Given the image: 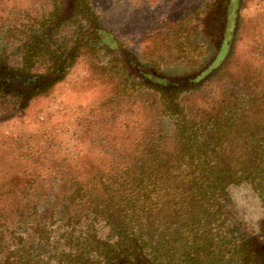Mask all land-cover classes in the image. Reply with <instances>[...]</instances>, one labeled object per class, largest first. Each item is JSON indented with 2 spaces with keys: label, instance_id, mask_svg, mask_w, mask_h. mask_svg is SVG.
I'll use <instances>...</instances> for the list:
<instances>
[{
  "label": "trees",
  "instance_id": "trees-1",
  "mask_svg": "<svg viewBox=\"0 0 264 264\" xmlns=\"http://www.w3.org/2000/svg\"><path fill=\"white\" fill-rule=\"evenodd\" d=\"M64 1L0 32V94L12 90L20 110L63 82L84 53L113 50L88 0L68 10ZM11 46L16 65L2 60ZM201 69L171 83L141 75L145 86L122 76L118 94L141 99L146 116L115 125L128 143L105 142L91 166L89 156L79 166L53 157L44 187L35 172L30 186L0 189L4 202L8 188L18 196L0 216V264H264V240L246 230L227 192L245 183L264 205V77L211 87L199 106L177 102L219 71Z\"/></svg>",
  "mask_w": 264,
  "mask_h": 264
},
{
  "label": "rangeland",
  "instance_id": "rangeland-1",
  "mask_svg": "<svg viewBox=\"0 0 264 264\" xmlns=\"http://www.w3.org/2000/svg\"><path fill=\"white\" fill-rule=\"evenodd\" d=\"M71 1H64V10H68ZM88 2L108 32L106 40L113 50L84 53L63 82L47 94L29 99L22 110L11 96L12 90L0 94L2 192L22 183L30 186L35 172L38 184L44 187L48 171L62 159L73 158L79 166V161L89 156L91 162L84 165L91 166L96 155L108 150L105 142L125 136L128 143L126 137L130 134L115 125L118 121L125 125L142 122L146 116L140 109L141 99L134 103L133 98L118 94L122 76L145 86L148 84L141 75L150 74L153 79L171 83L193 76L201 68H219L204 83L206 88H190L177 99L196 106L204 103L209 90H213L211 87H226L240 80L242 74L243 78L246 74L256 79L264 77V0ZM50 3V0H0V32L18 24L31 25L33 19L50 10ZM226 36L232 39L231 48L219 44ZM229 50L232 55L227 60ZM3 54L6 64H17L13 46L4 47ZM129 60L131 64H127ZM112 66L124 67L123 74L115 75ZM138 96L145 98L142 94ZM53 157L58 162H52ZM8 189L11 192L8 200L4 202L5 196L0 197V216L12 209L18 197ZM227 192L237 218L247 231L257 234L259 242L263 241L264 205L257 193L245 183L231 185Z\"/></svg>",
  "mask_w": 264,
  "mask_h": 264
}]
</instances>
